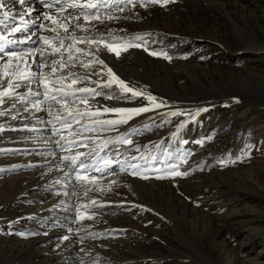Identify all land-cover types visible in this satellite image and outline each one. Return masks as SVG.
I'll list each match as a JSON object with an SVG mask.
<instances>
[{
	"label": "rangeland",
	"instance_id": "374dc122",
	"mask_svg": "<svg viewBox=\"0 0 264 264\" xmlns=\"http://www.w3.org/2000/svg\"><path fill=\"white\" fill-rule=\"evenodd\" d=\"M142 2L144 0H137L133 6L126 0H111L100 5L101 10L104 7L116 9L110 10L106 19L87 23L81 17L69 25L79 32L81 29L72 25L84 21L92 28L105 31L106 41L101 39L103 43L141 44L121 51L119 58L114 52L103 49V43L97 45L95 41L93 45L76 46L89 55L73 53L87 63L94 61L92 54L98 47L103 49L100 58L115 74L137 90L143 89L146 94L156 97V103L161 105L156 108L144 97L116 100L105 99L103 95L93 98L91 94L85 104L79 98L84 94L76 93V97L67 99L68 105L62 108L66 114L68 106L73 112L100 111L98 116L78 118V126L91 128L87 129L89 132L79 133L82 139L79 135H70V139L75 143L84 140L95 142L91 149L98 151L90 153L89 162L98 161V165L91 168L89 174L97 178L94 183L101 184L85 194L86 185L93 183H79L77 188L75 183L74 196L78 203L109 198L113 207L104 214H99L95 208L93 211L97 213L82 221L77 219V213L75 217H61L66 218L69 224H75L70 225L76 230L92 233L83 236L86 237L83 243L86 242L84 246L90 249L87 252L95 250L97 254L94 255L97 256L79 262L244 264L242 260L248 254L263 257L261 264H264V221L260 222L258 218V214H264V191L254 185L252 187L248 177L243 178L244 173L251 171L262 176L264 167V49L260 46H264V0H175L166 6L140 7ZM21 12L15 16L18 18ZM42 22L53 27L51 21L43 19H39L37 24ZM110 24L119 30L112 33ZM42 47L48 49L45 44ZM34 50L26 48L23 52L27 54H21L26 57L21 56V61L28 62L32 71L40 72L37 60L33 61L36 57ZM153 51L162 54L150 55ZM163 54L171 59H165ZM163 60L170 67H175L173 74L166 73ZM38 61L51 64V60ZM27 64L19 68L23 70ZM79 64L75 62V67L81 70L77 74H87L90 79L72 86L73 90L78 87L96 88L95 81L108 79L107 69H102L101 65L92 64V68L100 72V76H96L92 75V68L85 69ZM119 67L125 68L124 74ZM46 71H51L50 67L43 69ZM98 90L102 93L119 92L115 84ZM24 95L19 96L22 102L26 98ZM125 95L130 97L131 93ZM141 106H148L150 111L134 116L126 124L112 127L94 123L119 118L118 114L104 113L103 107ZM173 112L181 114L173 116ZM3 122L0 117V159L7 153L4 151L6 145L2 144L5 136L4 132L2 134L5 131ZM125 138L131 143H122ZM113 142L116 147L110 150ZM156 150L161 152L158 154L160 159L164 153H169L167 155L174 157L172 165L189 174L173 177L168 175L171 163L141 161L143 155ZM99 154L104 158L101 159ZM129 157L131 163L121 162V159ZM106 159L112 161L107 168L103 163ZM130 164L137 165L136 175L131 174ZM14 167H18L17 172L22 171L21 165ZM123 167L128 170L124 171ZM95 168H109V172L100 173ZM119 175L128 182L120 180L123 181L120 183L117 180ZM157 176L163 178L157 179ZM131 179L157 182L160 189L154 185L151 188L149 185L139 187ZM19 193L6 191L0 195V264H55L21 246V241L38 236L41 230L53 224V219L32 208L30 197L35 192ZM168 203L175 210V221L163 208ZM246 207L261 212L255 214L247 211ZM236 210L240 211L237 213ZM182 217L187 219L189 242L182 235L185 227ZM195 232L198 236L192 238ZM245 234L257 243L251 247L243 244L241 241ZM218 247L223 248L219 258ZM235 248L239 250L235 251ZM76 256L79 255L66 256L67 264H79L78 260L72 259ZM59 261L56 264H61Z\"/></svg>",
	"mask_w": 264,
	"mask_h": 264
},
{
	"label": "bare ground",
	"instance_id": "6f19581e",
	"mask_svg": "<svg viewBox=\"0 0 264 264\" xmlns=\"http://www.w3.org/2000/svg\"><path fill=\"white\" fill-rule=\"evenodd\" d=\"M110 1L107 0L106 3L108 4L110 3ZM4 2L8 5L9 8L12 9L14 14H17L18 12H21V11L25 12L26 9L29 7L33 9V12L30 15H25L26 19L25 20L23 19V21L20 20V17L17 18L15 16L14 19L6 20L4 24L1 25L0 36L7 37L8 40H12V41L24 40L25 42L24 43H19V42L6 43L5 41L0 40V44H2L4 47V52H0V73H2L1 66L3 64V61H5V59L7 60V56L5 55V53L9 51H14V52L22 54V53H26L23 51L26 48H30V47L34 49L36 48L43 49L42 45L44 43L40 41L39 37L42 35L43 36L54 35L53 33L46 31L44 28H41V27L36 28L38 24H35V25L32 24V20L35 19L38 14L49 11V9L44 8V6L40 4L39 0H29V3L26 4L25 6H21L18 3V0H4ZM69 2H71V0H69ZM92 2L97 3L98 5H101L99 0H92ZM79 3L81 5H84L87 3V0H79ZM55 7H59V6L57 5ZM55 7L52 9V12L54 14H56ZM112 9L113 7H106V8L104 7V9L101 10L100 6L98 7V9L66 8V11L62 14V16H71L72 14L79 15V13H81L82 11L89 12V13L92 12V14H98L99 12H101L100 14L101 16L99 15V19L100 18L106 19V16L110 10L111 12L116 10V9L115 10H112ZM57 15H61V14H57ZM116 17H119V16L116 15ZM0 19H3V17L0 16ZM24 22H27V24L29 25L27 30H23L17 33L10 32V28L13 26H19L23 29ZM87 23L82 21V24L85 25L86 30H80L78 32V30L76 31L75 29L73 30L70 28V31L74 32L75 35H77L78 37L88 36L89 38L95 37L96 39H100V40L105 38V35H106L104 34L106 33L105 31L101 32L102 30L92 28ZM41 24H45V23L42 22ZM112 25L110 24L112 33L116 30H119L115 26H112ZM108 32H110V30ZM33 33H35V35H33ZM29 36H31V41L28 40ZM94 41L92 45L94 44ZM65 43L66 44L71 43V41L66 40ZM86 43H87L86 41L82 43H78L76 44V46L90 45ZM260 46L261 48L264 49L263 45H260ZM50 52H51V49L49 48L45 49V54L47 56L46 61L52 60L53 58L60 59L59 55H56L55 57L47 55ZM35 54H36L35 55L36 57L33 58V61L34 60L41 61L42 58L40 57L39 53L35 52ZM72 54L73 56H75L76 53H72ZM21 56L26 57L24 54ZM67 57H68V53L64 52L63 58L65 61H67ZM76 57L78 56L76 55ZM80 60L81 59L79 58V60L76 61V64L79 63ZM25 63L27 64L28 62L21 61V63L20 62L17 63L16 61H14L12 64V68H15V67L17 68V67H20L21 65L23 66ZM29 63H31V61ZM162 64L164 65V69L167 74H173L172 72L175 67H172V66L170 67L169 65L165 63L164 60ZM179 66L180 64H178L177 67ZM119 68L118 69L124 74L125 68L124 67L123 68L119 67ZM11 69L9 71H12ZM72 71L77 73V72H80L81 70H80V67L78 68L73 67ZM50 72L51 71H46L44 73L47 76ZM61 72L64 75H67L68 69L65 68L61 71H58L55 74H52V79H55L56 76L61 75ZM12 78H13L14 83L18 79L17 77H12ZM6 79L7 77L0 78V91H3V89L7 87V84L5 83ZM70 83H71L70 79L65 81V84H70ZM52 86L53 85L49 83V87H52ZM55 87L59 88L60 85L56 84ZM29 90H31L33 93L40 92L41 95L40 96L29 95ZM43 92H44L43 86L38 84L33 78L30 83L28 81L22 82L19 88L14 89V95L10 97H5L4 103L0 104V112L4 113V115H0V117L2 120H4L3 123L5 125L3 126L5 131H2V134L4 132V135H5L3 137L2 144L6 145V148L4 147L5 148L4 151L7 150L6 151L7 153H5L6 157L3 159H0V172H5V173H0V176H3L0 178V195L5 193L6 191H9V192L12 191L17 194L19 192H21L22 194L23 193L30 194V192H35V194H33V197H30L32 208H34L35 211L37 210V211L45 213L47 216H50V218L53 219V222H52L53 224L44 228L38 234L35 232L38 236H35L34 238L32 237V239L21 241V246L25 250H30L31 252L38 254V256L42 258L45 257V259H47L48 262H53V263L55 262V264L58 260H60L59 263L61 264H67L68 259L66 258V256H73L75 254L79 256H76L75 258H72V259L78 260V262L79 260H82V259L88 261L89 259H93L94 257H96L97 255H94V254H97V253L95 252V250H93L92 252H87V250H90V249L84 246L86 242L83 243V241L86 239V237H83V236L86 234H92V233H89V232L87 233L86 231H81L80 229L79 231L76 230V227L71 226V225L75 226V224L70 223L71 224L70 225L66 218L69 216L75 217L76 208L81 207L83 205L88 206V209L86 212H84L82 209V214L86 216L95 215L97 213L96 211H93L95 210V208H98L99 214H104L105 212L112 210L113 207H111V200H108L109 199L108 197H107L108 199L104 198L105 200L96 202L98 203L97 207L92 205L90 201H84L82 203H78V201L76 200V196H74L75 188H73L75 183H76L75 185L76 188L79 184L75 180L76 170L70 168L67 162L62 161V158L65 156L73 157V156H76L77 153H84L83 156L78 158L76 168L78 169L79 162L83 161L89 167L86 173L81 171V174L86 175V176H91V174H89L91 173L90 170L91 168L98 165L97 164L98 161L89 162L90 153H96L98 150H96L95 148L93 150L91 149L95 147V144H94L95 142L90 143L84 140L80 143H78L77 141L75 143L71 141L70 135L72 136L79 135V138L82 139L79 133L89 132V130L87 129L91 128V126H89L87 129L78 126L77 122L73 121L70 117H68V115L66 114L64 109H62L63 107L60 104H56L54 101L50 99L46 100L43 96ZM23 93L26 94L24 95L26 98L23 102L28 101L27 104L23 103L19 99V96ZM71 97L72 96H68L67 99ZM239 102L243 103L244 101H239ZM34 104H36L37 106L34 107L33 106ZM50 112L52 113V115L49 114ZM56 114L63 115L67 119L68 124H70L71 126L66 127L63 122L55 119ZM78 118L81 119V117H77V120ZM63 131L65 132L62 133ZM59 132L60 134H58ZM76 140H78L77 137H76ZM57 141H59V145L57 144ZM83 144H87V145H83ZM115 145L116 144L114 142L111 143L109 149L110 150L115 149L116 147ZM160 153L161 152L160 151L158 152V150H156L155 152L146 153V155H143L141 161L142 162L147 161V163L149 164L153 162L162 163L163 161H165V162L171 163L172 165V161L174 160V157L169 156L170 155L169 153H167L169 154L167 155L166 153L163 152L164 154L162 158L160 159L158 155ZM93 155L94 156L92 155L91 156L95 157V154ZM99 157L101 159L104 158L103 154H99ZM126 158L121 159V162L123 164H126L127 162L131 163V158L130 157L128 159ZM3 165H6V166H3ZM8 165H11L13 167L10 166V168L7 169ZM15 165H21L22 171L17 172L18 167H14ZM123 170L125 171L128 169L126 167H123ZM68 171H70V174L68 173ZM262 171H263L262 176H258L257 174H254L253 171H251V172L244 173L245 175L243 176V178L248 177L250 181L249 184L252 187L254 185L257 188H260L262 191H264V167L262 168ZM106 172H109V168L104 169L103 171H100V173H106ZM6 173L11 174V175L8 176V174ZM66 173L67 175H65ZM117 180L120 182V180H126V178L123 177L122 175H119L117 177ZM126 181L128 182V180ZM130 181H132L136 185H139V187L149 185V187L151 188L152 185H154L157 187V189L158 188L160 189L159 183L157 182L151 181L149 183H146V182H139L134 179H131ZM122 182L123 181H121L120 183ZM100 184L101 182L100 183L97 182V183L86 185V187H88V189L90 190L92 188H97V186L100 187ZM148 189H145V190L148 191ZM57 192L59 193V195H57L58 194ZM152 194L153 193H151V195ZM120 196L122 195L120 194ZM155 201L156 200H154V203L156 204ZM163 208L166 211H168L169 217L173 221H175L176 216H175L174 208L169 203L165 205ZM246 210L249 212H253L255 214H258L259 212H261V211L257 212L253 207H250V208L246 207ZM239 211L240 210H236L237 213ZM62 216L66 218L62 219L61 218ZM258 216H259L258 218L260 219V222L264 221V214H261V215L258 214ZM181 220L185 226L184 228H182L183 230L182 235L184 239H186L189 242L190 233L187 227V219H185V217H182ZM245 235L246 236L243 237L242 238L243 240L241 241L243 244L251 247V246H254L255 243H257L248 234H245ZM65 236L68 237L67 240L63 239V237ZM197 236L198 234L195 232L192 238H196ZM87 242L89 243L90 241H87ZM222 250L223 248H220V247H218V249L216 250L218 252V253L216 252L218 258L220 257ZM238 250H239L238 248H235V251H238ZM234 256L236 257L237 255H234ZM257 256H250L246 254V257L242 261L244 264H252L253 261H255L256 264H261L262 263L261 259L263 257H257ZM79 264L81 263L79 262Z\"/></svg>",
	"mask_w": 264,
	"mask_h": 264
},
{
	"label": "snow or ice",
	"instance_id": "6c2138e0",
	"mask_svg": "<svg viewBox=\"0 0 264 264\" xmlns=\"http://www.w3.org/2000/svg\"><path fill=\"white\" fill-rule=\"evenodd\" d=\"M40 4L44 6V8L49 9V11L40 13L37 15L35 19L32 20V24L35 25L37 24V21L43 18V20L51 21V24L53 27H49L48 25L45 24H40L39 27L44 28L46 31L53 33L54 35L51 36H40L39 39L42 41L47 48L51 49V52L48 53L47 55L55 57L56 55L60 56V59H55L53 58L51 60V64H46L43 62L37 61L39 68L41 69L40 72H34L32 71L28 65H25V69H20L17 67L16 69H13L11 72L9 71L12 68V64L14 61L19 63L21 61V54L14 52V51H9L5 53L7 56V60L3 61L2 68L3 71L0 73V78L7 77L5 83L7 84V87L3 89V91H0V104L4 103V98L5 97H10L14 95V89L19 88L21 86V83L24 81H28L29 83L31 80L34 78L35 81L43 86L44 92L43 96L46 100L50 99L54 101L56 104H60L62 107L65 105H68V96H73L74 98L76 97V93H82L84 94L83 96L79 97L82 103L87 104L88 103V95L91 94V96L94 98L96 96H101L103 95L105 99H116V100H121V99H135L137 97H144L146 98L151 104L158 108L161 105L156 103V97L146 94L143 89L137 90L136 88L130 86L127 84L123 79H121L117 74H115L112 70L111 67H108L106 64L105 60L100 58V52L103 49H106L109 53L114 52L119 58L121 51H126L129 47H140L141 44H136V43H130V42H125V43H103L102 40L96 39L95 37L89 38L88 36L84 37H78L75 35L74 32L70 31L69 25L72 23L73 20L79 21L81 17L86 22H91L92 20H99V15L98 14H91L89 12H84L82 11L80 15H75V16H62V14L66 11V8L70 9H81V8H87V9H98L100 5L97 3H93L92 0H87V3L84 5H81L79 3V0H39ZM107 0H100L101 4L106 3ZM121 2H125V0H121ZM137 0H126V3L128 4H133L135 6ZM175 0H144V2L140 3V7H146L149 5H156L159 4L160 6H166L168 3H174ZM18 3L21 6H25L26 4L29 3V0H18ZM59 7H55V6ZM55 7V13L52 12V9ZM123 11V9H120ZM33 12L32 8H27L25 12L19 13L20 20L23 21V18L25 15H30ZM61 14V15H57ZM14 12L12 11L11 8L8 7V5L4 2V0H0V16L3 17V19H0V25H3L6 20L9 19H14L15 18ZM109 19H112L111 16L108 17ZM102 22V21H101ZM29 25L27 22H24V27L23 29L19 26H13L10 28L11 33H17L23 30H27ZM73 28H79L81 30H86L84 24L77 23L75 25H72ZM62 30V32H61ZM123 31V30H122ZM63 33V34H62ZM35 35V33H33ZM113 39H116L113 37ZM121 40L123 38H120ZM134 39L139 40L140 37H135ZM0 40L5 41L6 43H24V40L20 41H12L8 40L7 37L0 36ZM28 40L31 41V36L28 37ZM66 40H70L71 43H65ZM97 43V45L103 43V49L97 48L96 52L93 53L95 59L94 61H89L85 63L84 61H79L80 65L85 68V69H90L92 68V64H99L102 66V69H107V76L108 79L106 81H95L97 84L96 88H90V87H78L73 90L72 86L76 85L77 83H81L85 80H89L90 77L86 75H78L76 72L72 71V68L75 67V62L79 60V57L73 56V51L76 53H83L84 55H89V53L84 52L83 49L76 47V44L82 43V42H87L88 44H92L93 41ZM63 49V51H61ZM36 53H39L40 57L43 60L47 59V56L45 54V50L41 48H36L34 50ZM145 51H148L147 48H145ZM0 52H4V47L2 44H0ZM64 52L68 53L67 61L64 60ZM150 55H161L162 53H157V52H150ZM165 59H171V57L167 56L166 54H163ZM45 67H50L51 73H49L47 76L43 72V69ZM67 68L68 72L67 75H64L61 72V75L56 76L55 79H52V74L57 73L58 71H61L63 69ZM92 75L100 76V72L95 71L94 68H92ZM12 77H17L18 79L14 83ZM71 80L70 84H65L66 80ZM48 81V82H46ZM49 83H51L53 86L49 87ZM56 84H59L60 87L57 88L55 87ZM113 84H115L119 88V92L113 91L111 93H102L99 91V88H110ZM67 89V90H65ZM131 93V96H127L125 94ZM29 95H36L40 96V92H35L33 93L31 90H29ZM25 97H21V99H24ZM34 107L37 105L34 104ZM206 110V109H205ZM68 117H70L73 121L79 123V120H77V117H83L85 115L87 116H98L100 115V111L97 110L95 112H80L79 110H76L73 112L72 108L70 106L67 107L66 109ZM102 111L104 113H115L119 115L118 119H110V120H97L94 121V123L100 124V125H107V126H112L115 127L120 124H126L129 120H131L134 116H137L141 113H146L150 111V108L148 106H141V107H134V108H124V107H103ZM52 115V113H49ZM181 113L179 112H173L171 115H180ZM0 115H4L3 112H0ZM55 119L60 120L65 124L66 127H70L71 125L68 124L67 119L60 114H56ZM122 143H131L129 139H123ZM57 144L59 145V141H57ZM84 153H77L76 156L73 157H68L65 156L62 158V161L67 162L69 167L76 170V176L75 180L80 183L84 184L85 182L88 183H94L96 181L95 176H86L82 175L81 171L87 172L88 165H86L83 161L79 162L78 169L76 168L77 165V160L79 157L83 156ZM105 168L109 167L112 163L110 160H104L103 161ZM132 169L133 172L131 173L132 175L137 174V165L135 164H130L129 165ZM95 171H103V168H95ZM189 173L187 171H180L178 170L177 165H169L168 169V175L176 177V176H187ZM67 175V173L65 174ZM144 178H148L145 176ZM157 179H161L163 177L157 176ZM89 189L85 188V194ZM92 205H95V200L90 201ZM82 209L84 212L87 211L88 206L83 205L81 207L76 208V213H77V219L78 220H84V219H91V216H85L82 214ZM63 239L67 240L68 237L65 236Z\"/></svg>",
	"mask_w": 264,
	"mask_h": 264
}]
</instances>
